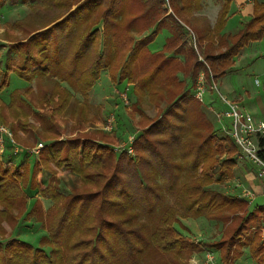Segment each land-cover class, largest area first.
<instances>
[{"label": "trees", "instance_id": "1", "mask_svg": "<svg viewBox=\"0 0 264 264\" xmlns=\"http://www.w3.org/2000/svg\"><path fill=\"white\" fill-rule=\"evenodd\" d=\"M7 1L14 0H0V7ZM72 1L77 3L73 8ZM175 1L172 16L160 6L162 0H137L141 12L125 26L137 33L147 30V34L133 38L119 33L128 0H20L33 11L29 22L36 23L26 32L32 33L27 39L13 42L8 49L21 56L16 74L24 80L58 77L85 93L101 71L108 69L113 81L131 82L133 92L146 93L150 101L180 86L181 92L157 119L137 132L132 156L115 152L113 142L105 136L101 141L53 139L45 142L31 165L33 154L15 135L36 134L37 141L40 133L36 130L51 132L55 112L66 108L68 91L55 83L45 99L48 103L64 101L57 107L47 105V112L33 110V114L17 112L24 105L22 95L30 88L11 91L8 105L0 97V123L8 122L3 110L8 109L13 121L9 129L24 150L12 171L3 167L0 158V218L10 220L15 208L22 220H35L45 231L37 245L12 234L0 238V264H177L205 250H216L222 264H233L244 255V248L255 264H264L260 240L264 206L249 208L245 197L210 187L233 176L240 151L229 134L230 124L215 128L193 95L198 72L207 70L206 66L196 59L194 50L181 49L187 43L180 22L190 21L191 13L201 9L202 0ZM218 1L215 23L196 30L209 68L206 77L211 74L213 80L224 77L240 51L264 36V2L253 0L249 19L235 34H229L223 29L231 0ZM44 8L43 20L38 22L34 11ZM98 8L102 9L100 20L88 24L86 20ZM163 27L170 33L167 48L174 49L170 57L164 50L151 54L147 48ZM215 38L220 46L227 43L216 53L210 51L215 49ZM8 51L0 64V92L7 90L12 71L7 66ZM178 52L187 57L185 64L178 60ZM190 57L195 60L189 62ZM31 115L33 121L29 122L26 119ZM257 145L264 162V135L258 137ZM51 165L78 176L89 188L63 193L51 184L55 177L43 184L40 178L43 171L53 170ZM26 189L48 198L51 212H41L40 202L30 201ZM199 217L223 224L218 239L191 240L174 226L179 218Z\"/></svg>", "mask_w": 264, "mask_h": 264}, {"label": "rangeland", "instance_id": "2", "mask_svg": "<svg viewBox=\"0 0 264 264\" xmlns=\"http://www.w3.org/2000/svg\"><path fill=\"white\" fill-rule=\"evenodd\" d=\"M258 1L264 2V0ZM251 2L252 0H233L232 4H230L228 16L231 19L225 27V30H227L229 34H235V32H237L241 27L242 23L249 19L251 14L245 6L247 3L250 4ZM174 3L177 4L176 1L172 2V0H162L160 6L166 9V14L175 16L173 13ZM76 4L77 3L73 4L71 8H73ZM16 5L18 6L16 7ZM220 5L221 2L218 0H202L201 9L191 13L189 18L190 21H187L188 23L184 21L180 22L182 27L179 28L182 32L183 39L187 43L181 47V49L185 50V52L194 50L193 52L196 54V59L201 61L203 65L206 66L207 70L209 69L208 64L202 57V52L204 50L202 49L203 47L200 46L201 44L198 41L196 30H199V28H203L207 25L212 26L215 23V16H217V11ZM101 10V8L94 10L89 19L86 20L87 23L89 24L96 20L99 21V15L102 13ZM45 11V8L36 9L34 11V16L36 17L35 19L38 22H42V14H44ZM32 12L33 11L29 8L28 4L20 3V0H14L11 3L7 1L6 5L0 7L1 65L4 63L2 61V58L4 59L3 53L8 51L9 46L12 45L13 42L15 43L18 41H24L29 37V35L32 34H26V32H28L29 29H32V26L36 24L35 22H29L28 16L29 14H32ZM140 12L141 8L138 7L137 0H128V2L125 4V13L123 16L124 21L120 23V35L123 37L132 36L133 38H136L147 34V30L137 33V31L133 30L128 31V25L126 24L125 26V23L127 21L129 22L132 16L139 14ZM236 14H238V16ZM142 21L144 20L139 21V23ZM175 24H177L176 21ZM134 25H136V23ZM143 26L144 24L141 23V27ZM174 26L177 27V25ZM102 27V23H100V31H102ZM169 37L170 33L168 29L165 27L161 28V30H159L154 36L153 40L147 44L148 51L151 54H155L164 50L165 55L168 57L172 56L174 49L171 47L167 48L166 45ZM226 44L220 46L218 39L215 38L212 46L215 47V49L211 48L210 51L215 53L221 51L223 50L224 46H226ZM242 52H245L246 54H242ZM242 52L240 53L241 55L239 54L237 58H235L238 66L237 70L234 72H228L222 79L223 81L225 80L228 84L232 85L237 93L239 92L242 95L241 98H239L237 95L232 96L231 93L224 91V89L219 84V79L213 80L211 74L207 78V70L204 68L199 70L198 75L201 71L203 72V81L206 87L212 83H215L219 93L222 96H225L226 98H232L235 101L243 100L242 103L244 105L254 107L257 110L252 111L254 114L249 111L250 114L254 115L256 118L264 117V36L260 40L250 42L248 46L242 50ZM176 56L182 64H185L187 59L185 54L178 52ZM20 58L21 56L15 52H9L7 55V66L14 71L12 74H9V93L7 92L8 96L10 92L16 88L21 89L22 91L30 88V90H27L21 97L24 101V105H22L21 109L17 111L19 115L25 113L26 111L28 112V110L31 112L30 114H33V110L36 111L40 109L43 111L45 110L44 112H47V105H51V107H57L56 105H58L61 100L64 101V99H61L59 101L54 100L48 103L45 99L47 92H50L51 89L54 88L55 83H59L68 91V98L65 101V105L67 104L66 108H63L62 110L58 109V111L55 112V115L52 119L54 122L50 125V127H52L51 132L36 130V133H40L39 139L37 141L35 140L36 134L34 135L26 132H18L15 135L18 141L24 143L21 145H24L26 148H32L39 142L45 144V142L53 139L65 140L73 138L83 139L89 137L101 141L103 136H105V140H111L113 142L112 146L115 152L119 153L120 151H126L125 146H127L129 143V137H134L131 143L132 147L137 132L144 128V126H148L153 120L157 119L160 112L181 92L180 86L175 88L171 93L162 94L160 98H155L153 101H150L146 93L133 92V84L131 82H128L127 80L115 82L109 76L108 69H103L92 88L85 93H81L77 90H74L66 81H63L58 77L41 75L39 77L33 78L30 81L20 78L16 74L19 72L17 66L21 63ZM194 60L195 58L191 59L189 62H193ZM256 80L258 83H256ZM195 87L196 81L193 92ZM228 90H230V87H228ZM246 91H248L249 94H243L246 93ZM209 92V90L205 91L202 101L197 98L202 103V107L211 106L215 111H226L227 105L221 101L219 94L215 90H212L211 94ZM7 94L4 93V91L0 92V97L5 98L6 101L4 103L6 105L9 104V100H7ZM122 94H126V100L123 99ZM3 110L7 116L8 122L5 124H0L9 129L10 123L13 122L11 118L12 116L8 109ZM217 114L215 116H217ZM32 118L33 117L31 115L26 120L32 122ZM23 120L26 121L25 118H23ZM214 123L215 125L219 126L228 125L230 124V118L223 117L222 124H220L217 120ZM38 128L40 129L39 126ZM155 137L156 135L153 136V138ZM5 147L6 148L2 159L3 161H5L8 157L13 159V164L8 166L9 171H12L15 167L14 165H16L18 161L22 159L23 151L14 154V146H9L8 143H5ZM133 153L134 150L132 147V153L128 154L132 156ZM38 154L39 152L36 155H30V165L34 161V156L38 157ZM51 166L53 169L52 171H43L42 177L40 178L42 179L43 184H46V182L48 183L51 178L55 177L51 184L56 186V188L63 193L69 192V190L72 188H89V185L80 183L78 176L70 172H66L63 169L57 168L53 165ZM54 171L56 174L53 175L52 173ZM210 187L224 192L229 190V193H231V188H243L234 185V183L230 184L227 182V179L222 183H212L210 184ZM26 191L27 195L30 197V201L37 199L40 202L42 209L41 212H45L46 210V214L51 212V209H48L51 204V201L48 198L41 196L39 192L31 191V189H26ZM23 207L24 206L21 207V210H23ZM10 215L11 218L7 221L0 218V238H4L6 235L8 236L9 234H12L34 245H37L40 235L45 233L44 229L41 228L40 223L36 222L35 220H22L21 216H19L21 214L18 213L15 208L12 210ZM15 224L17 226L16 228H14ZM174 226L188 239L203 241L218 239L223 229V224L221 222L207 220L202 217L199 219L179 218L178 223H175ZM262 238L263 237L261 234L260 240L263 243ZM177 264L222 263L216 250H205L200 253H194L189 256L188 259L178 261ZM233 264H255V262L250 257L247 248H244V255L237 259Z\"/></svg>", "mask_w": 264, "mask_h": 264}, {"label": "built area", "instance_id": "3", "mask_svg": "<svg viewBox=\"0 0 264 264\" xmlns=\"http://www.w3.org/2000/svg\"><path fill=\"white\" fill-rule=\"evenodd\" d=\"M196 45V41H195ZM201 73V74H200ZM196 79V87L193 92V95L199 100H203V94L206 90H215L223 103L227 105V110L223 112L222 116L230 118V127L229 134L235 141V143L239 146L240 157L245 158L252 164H254L257 168L256 175L259 179L264 180V162L258 156V145L257 139L259 136L264 135V119H256L254 115L250 114L245 108L240 106L238 103L228 100L225 96H222L217 89V85L215 83L210 84L208 87L204 84L201 71ZM256 83L258 81L256 80ZM123 99L126 100V94H122ZM133 136L129 137L128 145L125 146V150L128 153H132L131 143L133 141ZM5 143L9 144V146H14L13 153L16 154L18 152L24 151L23 148L19 147L16 142H14L12 133L8 128L0 124V158L2 159L3 154L5 152ZM44 146L43 143L39 142L37 145L32 148H26L25 150L30 154H37L39 150ZM3 166L8 168L9 165L13 164V159L8 157L5 161H3ZM243 195L246 197H250V193L246 190L243 191ZM262 241L264 244V230L262 233Z\"/></svg>", "mask_w": 264, "mask_h": 264}, {"label": "crops", "instance_id": "4", "mask_svg": "<svg viewBox=\"0 0 264 264\" xmlns=\"http://www.w3.org/2000/svg\"><path fill=\"white\" fill-rule=\"evenodd\" d=\"M232 2H233V0H231V4H232ZM252 2H253V0H252ZM252 2L250 4L247 3L246 6H245L246 9H248L250 14L252 13ZM17 6L18 5H16V7ZM236 15L238 16V14H236ZM215 18H216V16H215ZM230 19L231 18L228 16L226 25L228 24ZM226 25H225V27H226ZM225 27H224L223 31L225 33H228V31L225 30ZM242 50L240 51V53L242 52ZM5 52L3 54H5ZM245 52H242V54L245 53ZM237 56L235 58H237ZM237 67H238L237 66V61L235 60V63H234L233 67L231 68V70L229 72H234L235 70H237ZM13 72L14 71L12 70L10 73L12 74ZM222 79H223V77L221 79H219V84L224 89V91H226L227 93H231L232 96L237 95L239 98H241L242 95L239 92L237 93V91L235 90V88L232 85L228 84L225 80L223 81ZM228 87H230V90H228ZM209 91H210L209 93L211 94L212 93L211 90H209ZM7 92L9 93V88H7V90L4 91V93H6V94H7ZM243 94H249V92L246 91V93H243ZM3 99H4V101H6L4 97H3ZM7 100H8V94H7ZM228 100H231L233 102L238 103L240 106H242L243 108L247 109L250 112L256 110L254 107H249L247 105H244L242 103L243 100L235 101L232 98H228ZM203 108H204V111L207 114V116L212 120L215 128H217V129L221 128L222 129L223 126H226V125L219 126V125H215V123H214L217 120L220 124H222L223 117H225V116H222V114H223L222 111H215L211 106H203ZM216 114H217V116H215ZM256 119H264V117H259V118H256ZM256 172H257V168H256V166L254 164H252L251 162H249L245 158H242V157L238 156L237 157V165H236V167H235V169L233 171V176L231 178L227 179V182H229L230 184L234 183V185H236V186L243 187V188H231L230 191H231L232 194H237L239 196L245 197L249 201V208H251L253 204L264 206V180L259 179L257 177V175H256ZM244 190H246L247 192L250 193V197H246V196L243 195V191ZM225 192L229 193V190H226ZM199 218H201V217H199ZM199 218H195V219H199ZM189 219H191V218H189ZM263 226H264V223H263ZM262 230H264V228H262ZM262 233H263V231H262Z\"/></svg>", "mask_w": 264, "mask_h": 264}]
</instances>
